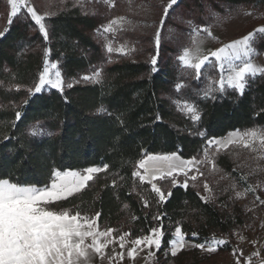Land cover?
Masks as SVG:
<instances>
[{"label":"trees","instance_id":"trees-1","mask_svg":"<svg viewBox=\"0 0 264 264\" xmlns=\"http://www.w3.org/2000/svg\"><path fill=\"white\" fill-rule=\"evenodd\" d=\"M37 1L31 4L41 13ZM113 1L112 9L93 4L96 12H91L90 5L56 0L49 6L51 15L44 19L45 40L24 10L7 23L9 5L0 0V16L6 25L0 35V175L43 186L50 184L55 171L82 172L107 164V170L93 175L82 191L53 207L74 212L78 206L90 217L98 212L99 230L111 227L116 229L114 237L130 233L127 238L132 240L163 223L164 243L155 253L154 264H205L228 252L230 246H220L214 255L192 248L171 257L167 241L176 226L194 243L227 234L243 224L235 208L229 212L206 178L198 182H207L215 202L201 199L203 185L188 183L184 188L180 181L173 186L167 177L154 181L166 195L160 202L151 184L141 183L132 173L148 155L176 153L185 160H200L208 139L223 138L237 129H264V74L248 77L243 95L226 89L214 93L215 99H205L206 77L215 79L216 69H202L197 79L192 69L178 65L173 45L162 43L156 49L151 38L141 35L134 55L103 66L98 82L65 86L63 94L50 89L30 96L27 89L38 80L46 50L47 59L57 63L65 82L104 63L93 33L111 14L120 13L117 0ZM242 8L264 10V0H180L173 11L205 27L212 23L213 13L225 15ZM252 47L255 56L264 54V35H258ZM153 56L155 72L150 63ZM178 82L184 85L179 92ZM177 100L195 105L200 119L194 122L179 111ZM101 107L104 111L98 112ZM17 111L22 113L18 121ZM215 164L236 176L226 155L217 154ZM161 215L162 220L152 219Z\"/></svg>","mask_w":264,"mask_h":264},{"label":"snow or ice","instance_id":"snow-or-ice-1","mask_svg":"<svg viewBox=\"0 0 264 264\" xmlns=\"http://www.w3.org/2000/svg\"><path fill=\"white\" fill-rule=\"evenodd\" d=\"M11 7L9 23L12 18L16 17L21 9L26 8L27 14L31 16L35 25L38 26L39 32L44 35L45 40L48 38L46 24L44 19L51 13L37 14L33 6L29 4V0H7ZM177 4V0H169L164 6V18L169 14V10L173 5ZM164 18L161 19V26L157 29L154 37L157 49L160 44V33L164 24ZM125 18H120L123 21ZM119 21L112 20L110 24L103 26L104 33L113 32V25ZM256 32L264 33V27H261ZM206 35H201V33ZM3 33H0L2 35ZM192 36V44L181 50L178 59L182 68H189L194 71L197 79L203 74L207 68H215L219 73V80L211 77H206L209 80L207 87L202 92V97L205 99H215L214 93H224L226 89L237 91L240 95L244 94L247 86V78H255L257 74H264V67L257 66L252 61V56L255 55V49L252 47L254 33L233 41L227 45H223L215 51H210L208 55H201L205 39H215L212 36L210 28L205 26L198 29L193 26L190 33ZM111 41L108 42L107 51L113 52ZM119 52H125V47L116 49ZM48 52H45V60L43 69L39 73L38 80L34 85L28 88L29 95L41 93L46 87L56 89L63 94L64 87L71 88L72 82H65L62 79V72L58 70L57 63L53 62L49 65L47 59ZM214 58V59H210ZM152 71H157V59L153 56L150 60ZM51 69H57L54 73ZM101 76L100 71H96L91 75H84V81L94 80L99 81ZM184 87L182 83L176 84L177 92ZM27 103V100L24 101ZM179 106H183L189 113H192L193 121H198L200 116L195 105L188 101H175ZM98 112H103V107L97 109ZM22 113L17 111L15 114L16 120H20ZM159 119V117H157ZM36 135V132H32ZM200 135H203L202 133ZM7 138V137H6ZM235 138V139H234ZM259 140L261 146H264V129L253 128L243 132L239 129L234 133L229 134V138L225 141L224 138L217 140L216 138L206 141L205 158L208 156L207 148L213 145L227 147L233 142L243 143L245 147H249L252 141ZM151 162V163H150ZM196 157L185 160L176 153L166 155H148L146 159L139 161L137 170L133 171V177H139L141 183L148 182L151 184V189L159 195V201L166 200L165 193L153 183L158 176L163 179L171 178L172 185L177 184L176 175L183 174L186 179L182 182L184 188L188 187L189 180L195 181L197 175L202 176ZM108 165L100 167H87L81 174L77 171H55L52 174L50 184L37 186L30 183H20L18 180L13 181L9 176L0 175V264H93L95 259L100 260V264H104L107 260L112 264L115 257L124 258V253H117L115 249L109 254H105L107 245L118 240L119 247L124 249L125 238L130 233H124L118 237L112 234L116 231L111 227L99 230L97 220L100 213H95L94 216L82 214L79 207L73 212L68 207H53L59 201H65L75 193L82 191L87 187V181L93 179V174L107 170ZM139 169H143V173ZM189 173L192 175L189 176ZM115 184V181H113ZM195 186V185H193ZM205 191H210L207 182L204 184ZM249 191L254 189L249 186ZM168 196L171 195L169 191ZM199 195V193H198ZM240 193H237L239 196ZM202 200L207 202V198L201 196ZM256 199L264 204V200ZM145 207L148 206L145 202ZM127 207V205H125ZM161 216H153V220H162ZM186 233L182 232L180 226H176L172 233V238L167 241V246L171 250L173 256L184 249L186 246L201 249L208 253H214L218 247L228 243L226 239H205L202 242H190L185 239ZM193 237H198V233L193 232ZM111 237V239H108ZM164 237L163 223L159 226L151 227L148 234L141 237H136L131 241L133 247L127 251L126 255L129 258L135 259L137 254V246L146 245L149 249L155 248L156 251L161 249ZM104 238V239H101ZM91 240V243L86 241ZM243 239V237H241ZM142 250V249H141ZM233 254H236V249L233 248ZM167 254V253H166ZM149 256L155 255L154 252H149ZM237 264L240 261L237 260Z\"/></svg>","mask_w":264,"mask_h":264},{"label":"rangeland","instance_id":"rangeland-1","mask_svg":"<svg viewBox=\"0 0 264 264\" xmlns=\"http://www.w3.org/2000/svg\"><path fill=\"white\" fill-rule=\"evenodd\" d=\"M55 1L56 0H38L37 2L41 13L37 12V14L43 15L46 12L51 13L49 6ZM71 1L76 5L78 4L86 8L89 7V5L92 7L93 4L100 5L103 10L108 8L112 9L115 4V1L113 0ZM179 1L180 0H177V3ZM168 2L169 0H117L120 13L111 14V17L108 19V21H106L104 25H102L93 33V38L95 39L101 53L104 56V63L101 65H94L93 67L89 68L88 71L79 75L78 78L71 80L70 82H72V86H77L79 84H94L96 81H84L82 77L84 75H91L96 71H100V73H102L103 66L109 65L110 63L116 62L120 59L131 58L135 53V47L138 43L137 38L139 36H146L154 41L157 29L161 26V19L164 18V6H166ZM29 4L33 6L31 4V0H29ZM173 7L169 10L168 16L164 18V24L160 33V44L169 43L174 46L175 51H177L176 61L178 65L181 66L178 57L181 54L182 49L190 47L192 44L193 38L190 33L193 29V26L198 29H202L204 27L198 24L196 25L193 23V21L187 19L181 13L174 12ZM21 10L27 12L26 8ZM8 11L7 23L9 22V16L11 12L10 5L8 7ZM91 12H96V9L92 7ZM29 17L31 18L30 15ZM122 17L125 19L120 21V18ZM212 18V23L207 27L210 28L212 36L215 37V39H205L203 51L201 53L202 56L208 55L210 51H215L221 46L239 40L250 33H254V39L252 40V43L255 41L258 35H264V33L255 31L261 27H264V10L258 8H242L240 10L227 12L225 15H217L213 13ZM114 19L119 21L117 24L112 26L114 31L104 33L103 26L110 24ZM5 27L6 25L3 23L0 16V33H3ZM201 35H206V33L202 32ZM109 41H111V46L114 49L111 53L107 51ZM122 46L125 47V52L122 53L116 51V49H119ZM155 47L157 49L156 44ZM210 59L214 58L210 57ZM252 61L255 65L264 67V54H260L258 56L253 55ZM51 63L53 62L49 60V65ZM56 70L57 69L50 68L51 73H54ZM215 80H219L218 72ZM50 89L52 88L46 87V89L42 92L50 91ZM175 106L184 115H188L193 121L192 113L187 111V109L183 106V103H181L179 106L175 103ZM223 138L226 141L229 138V135ZM207 151V158H205V155L203 154L204 156L200 160H197L200 161L198 167L200 171L203 172V175H197V179L195 181L189 180L188 183L192 186L195 185L194 187H199L202 185L204 186L205 184L203 181L201 183L198 182L199 179H208L213 185L219 198L224 200L223 205L228 208L229 212L235 208V214H237L242 220L243 224L241 227H235L227 234L219 235L215 238L217 240L226 239L228 243L223 246H230V250L215 256L213 259H211V261L205 263L226 264L230 258L234 257L232 251L233 248H235L234 242L241 240V237H251L252 239L264 242V204H261L256 199V197H259L260 200H264V146H261L259 140L257 139L252 141V144L249 147H245L244 144L240 142H233L227 147H220L219 150H217L216 145H213L212 147H209ZM217 154H224L227 156L232 169H234L236 173V176L231 177L218 166H216L215 159ZM146 157L143 159H146ZM139 170L141 173H143V169ZM79 173L85 174L83 171ZM190 175H192V173H189V176ZM157 179H159V176ZM176 179L178 183L180 181L183 182L186 177L183 174H178L176 175ZM249 186H251L254 191H249ZM237 193H240V195L237 196ZM201 196L206 197L208 202H215L211 190L205 191L204 188ZM236 208H238V211ZM169 254L171 257H174L171 254L170 249Z\"/></svg>","mask_w":264,"mask_h":264},{"label":"crops","instance_id":"crops-1","mask_svg":"<svg viewBox=\"0 0 264 264\" xmlns=\"http://www.w3.org/2000/svg\"><path fill=\"white\" fill-rule=\"evenodd\" d=\"M229 135V134H227ZM226 135V136H227ZM104 239V238H101ZM108 239H111L109 237ZM132 239L125 238V247L124 249H121L119 247V241L115 240L113 243H110L107 245V248L105 249V254L111 253L113 249L116 250L117 253L123 252L124 258L120 259L119 256L115 257L112 264H154L155 255L149 256V252L156 253L155 248L149 249L146 245L137 246V254L135 256V259L127 257L126 253L127 251L131 250L133 245L131 244ZM86 243H91V240L89 239L86 241ZM234 246L236 249V255L234 257L230 258L229 261L226 264H237V260L240 261V264H264V242L252 239L251 237H246L241 240L235 241ZM193 247L186 246L182 250H189ZM142 249V250H141ZM202 251L201 249H199ZM217 251L214 253H208L206 251H202V254L207 255H214ZM93 264H100V260L97 258L93 261ZM104 264H109L107 260L104 261Z\"/></svg>","mask_w":264,"mask_h":264}]
</instances>
